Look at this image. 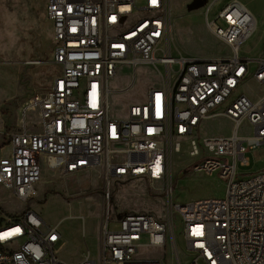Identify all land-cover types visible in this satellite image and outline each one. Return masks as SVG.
I'll use <instances>...</instances> for the list:
<instances>
[{
  "label": "built area",
  "instance_id": "1",
  "mask_svg": "<svg viewBox=\"0 0 264 264\" xmlns=\"http://www.w3.org/2000/svg\"><path fill=\"white\" fill-rule=\"evenodd\" d=\"M221 1L209 3L206 26L228 54L185 56L174 44L171 0H47L59 72L46 92L29 99L22 125L9 134L0 184L27 202L48 171L99 169L105 201L99 256L61 260L59 226L28 209L0 222V264H168L169 246L184 264L178 218L188 264H264V168H239L250 165L248 151L264 145V53L241 56L257 29L256 16L240 0L212 14ZM123 66L132 68V81L114 90L110 81ZM141 66L151 67L159 82L143 100L114 112L112 93L129 90ZM253 82L258 92H241ZM215 117L231 121L232 134L203 135L205 122ZM184 148L191 157L203 155L194 170L217 172L226 181L223 198L174 202L173 154ZM133 179L148 181L162 195L163 219L113 210L114 182ZM148 247L159 250L143 253Z\"/></svg>",
  "mask_w": 264,
  "mask_h": 264
},
{
  "label": "rangeland",
  "instance_id": "2",
  "mask_svg": "<svg viewBox=\"0 0 264 264\" xmlns=\"http://www.w3.org/2000/svg\"><path fill=\"white\" fill-rule=\"evenodd\" d=\"M230 0L214 3L212 14ZM256 16L255 33L241 46V56L256 58L264 53V0H240ZM47 0H0V157L10 151L9 134L22 125L23 111L29 99L48 90L59 67L53 63V34L45 14ZM211 0H171L172 31L176 48L181 54L218 56L228 54L227 46L206 26L205 12ZM212 17V15H211ZM219 24L225 26L222 20ZM134 85L124 93H112L113 111L145 98L148 88L159 82V75L149 66L136 70ZM133 70L123 66L110 81L118 90L129 85ZM252 83L242 91L256 93ZM31 116V114H29ZM33 120V119H32ZM34 121V120H33ZM36 121H38L36 119ZM247 128H241V131ZM231 121L215 117L205 122L203 135H230ZM203 155L191 157L186 148L173 154L174 202L186 204L204 198H223L226 181L217 172L194 170L192 165ZM250 165H240L241 172L252 173L264 168V145L247 152ZM103 176L99 169L63 175L48 171L37 183V194L27 202L19 201L0 184V222L33 209L49 225L59 226L62 240L56 250L59 258L75 263L90 255L99 256L101 226L104 218ZM145 180L114 182L113 210L151 212L164 218V201ZM177 243L184 264L191 261L183 238V225L178 218ZM159 249L148 247L143 253L156 254ZM168 264H177L172 247L165 249Z\"/></svg>",
  "mask_w": 264,
  "mask_h": 264
},
{
  "label": "bare ground",
  "instance_id": "3",
  "mask_svg": "<svg viewBox=\"0 0 264 264\" xmlns=\"http://www.w3.org/2000/svg\"><path fill=\"white\" fill-rule=\"evenodd\" d=\"M171 10H172V7H171ZM53 41H54V37H53Z\"/></svg>",
  "mask_w": 264,
  "mask_h": 264
},
{
  "label": "crops",
  "instance_id": "4",
  "mask_svg": "<svg viewBox=\"0 0 264 264\" xmlns=\"http://www.w3.org/2000/svg\"><path fill=\"white\" fill-rule=\"evenodd\" d=\"M53 34V33H52ZM52 83V82H51Z\"/></svg>",
  "mask_w": 264,
  "mask_h": 264
},
{
  "label": "trees",
  "instance_id": "5",
  "mask_svg": "<svg viewBox=\"0 0 264 264\" xmlns=\"http://www.w3.org/2000/svg\"><path fill=\"white\" fill-rule=\"evenodd\" d=\"M18 217V216H17Z\"/></svg>",
  "mask_w": 264,
  "mask_h": 264
}]
</instances>
